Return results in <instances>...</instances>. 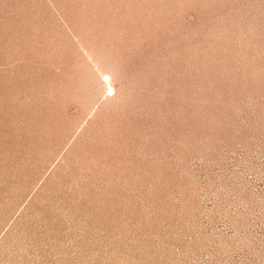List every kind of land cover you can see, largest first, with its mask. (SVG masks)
I'll return each instance as SVG.
<instances>
[{
	"label": "rangeland",
	"instance_id": "1",
	"mask_svg": "<svg viewBox=\"0 0 264 264\" xmlns=\"http://www.w3.org/2000/svg\"><path fill=\"white\" fill-rule=\"evenodd\" d=\"M0 264H264V0H0Z\"/></svg>",
	"mask_w": 264,
	"mask_h": 264
},
{
	"label": "water",
	"instance_id": "2",
	"mask_svg": "<svg viewBox=\"0 0 264 264\" xmlns=\"http://www.w3.org/2000/svg\"><path fill=\"white\" fill-rule=\"evenodd\" d=\"M106 85H107V87H110V83L109 82H106Z\"/></svg>",
	"mask_w": 264,
	"mask_h": 264
}]
</instances>
